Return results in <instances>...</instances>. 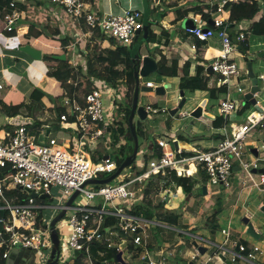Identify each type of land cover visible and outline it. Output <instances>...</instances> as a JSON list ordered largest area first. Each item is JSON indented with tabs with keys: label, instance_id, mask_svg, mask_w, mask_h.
Instances as JSON below:
<instances>
[{
	"label": "built area",
	"instance_id": "built-area-1",
	"mask_svg": "<svg viewBox=\"0 0 264 264\" xmlns=\"http://www.w3.org/2000/svg\"><path fill=\"white\" fill-rule=\"evenodd\" d=\"M46 1L53 6L61 7L64 14L83 24L89 32L108 35L124 47L130 46L137 32L142 31L144 27L142 13L131 8L118 16L98 15L89 7L86 0ZM256 1L264 19V0ZM241 3L242 0H208V6L216 8L218 13L212 20L214 27L206 26L201 16L197 14L193 17L195 29L186 30L199 43L206 44L216 39L220 46L219 55L210 60L209 67L218 77L217 81L212 82L213 88L223 86L227 88V94L219 102L218 109L228 122L222 128V138L211 151L199 148L192 150L191 155L178 157L172 149H169L170 142L160 140L158 144L162 149L163 157L151 161L148 170L141 176L126 183L107 184L97 190H88L87 186L81 189L86 182L105 178L104 175H111L117 168L111 155H105L99 161L94 160L98 158L97 152L101 146L109 150L112 144L110 128L115 120L112 112L115 109V94L112 88L106 83H99L100 86L97 83L98 90L83 97V101H79L75 96L65 98L64 104L69 112L62 115L61 124L68 132V136L71 132L76 135L74 139L63 140L62 145L58 139L51 138L45 130L37 135L33 134L31 127L34 121L30 118L22 116L10 118L0 115V249L3 247L6 249L4 258L7 259L8 251L15 248L36 251L41 258L45 256L44 251L52 247L49 226L48 224L46 226L41 211L46 208L60 210L66 204L58 208L46 205V199H52L53 188H60L68 198L77 190L81 192L67 210L68 219L62 220V225L59 226L62 233L68 231L63 253L60 239L61 253L58 261L60 264H73L75 258L79 264H99L90 253L91 246L96 242L103 244L105 233L110 236L118 235L117 232L107 230L103 225L106 216L118 218L120 230L134 237L135 246L143 245V235L159 226L154 221L129 213L133 206L131 203L138 200L130 186L143 184L153 176H165L175 172L178 177H190L194 175L193 167L197 170L201 167L213 186L228 191L233 186L234 166L238 163L245 173L246 180H242L244 186L264 194V173L254 174L253 170H258V162L246 160L248 136L255 130L264 129V107L261 106V110L252 108L241 122L232 119L240 111V100L231 98L232 90L237 85V92L242 97L245 95L241 87L240 69L232 56L238 47L230 35V27L238 22L232 19L233 8ZM11 8L13 11L4 16L6 33H12L23 19V13L14 3L11 4ZM74 37L75 41L63 48L64 52L68 50L72 56H87L88 50L82 44L86 36L76 34ZM245 37V33H240L238 42L244 44ZM8 38H20L18 30L16 35H8ZM192 48L196 49V45ZM232 79H235V83ZM74 84L77 86V82ZM146 86L154 88L151 82ZM4 89L5 85L0 82V91ZM109 91L114 94L111 95L112 114L106 107L104 97V92ZM50 108L54 109V106ZM145 110L153 114L168 113L167 109L151 106ZM69 117H72L71 121ZM75 127L77 130L74 129ZM46 136L48 141H45ZM106 156L108 159H104ZM98 198L103 200L104 205L94 202ZM108 205L111 207L110 210ZM102 227H104L103 231H101ZM222 233L226 237L224 246L230 242L231 235L229 229L223 230ZM223 246L213 258L208 260H202L201 254L196 251L192 262L210 264L214 258H220L219 251L225 250ZM237 247H239L238 252L236 250L231 252L233 264L238 261L256 264L260 257L264 256L259 246L250 247L245 243L233 242L232 248ZM118 250L121 251V246ZM103 264H111V262L107 261ZM148 264L166 263L149 260Z\"/></svg>",
	"mask_w": 264,
	"mask_h": 264
},
{
	"label": "crops",
	"instance_id": "crops-1",
	"mask_svg": "<svg viewBox=\"0 0 264 264\" xmlns=\"http://www.w3.org/2000/svg\"><path fill=\"white\" fill-rule=\"evenodd\" d=\"M18 1L23 2L27 7V10L22 12L23 13V19L19 22V24L21 22H23V20L29 22V24L32 22L36 23L35 20H37V19L36 18L34 19L32 17L31 9L29 8L30 7L29 4L32 1L34 2V0H18ZM86 1L88 2L89 7H91L93 9V11L98 15H115V16H118V15H122L123 12L129 8L134 9V10H138V11H142V12H144V9H145L144 8V0H86ZM33 2H32V7L36 8L37 10L41 8L40 4H43V3L38 2V1L34 2V3ZM47 3L50 5L49 6V9L51 12L50 15H52V20H49V25L53 26V27H58V28L62 27L60 30L62 37L63 38H65V37L69 38L71 40V44L75 41L74 36L76 34H83L86 36V38L84 39V41L82 43L85 47L87 45L86 41L88 40V43L94 44V48L96 46H99L103 50L111 48L110 46H112V45L110 43L111 41L109 40L111 38L110 36L103 35L100 32H89L83 24H80L75 20H73V21L77 25L74 24L72 20L68 19L64 15V12L61 8H59V9H61V11H62V17L64 18L63 23H62V25H60V24L56 25L55 12L52 9L54 6L52 4H50L49 2H47ZM185 3H186L185 5H187V3L192 4V7H191V5L189 7L191 10L193 7H195L197 5L201 6L202 8L208 6V0H195V1L186 0ZM148 5H149V0H148ZM161 6H162L163 12H166V13L168 12V16L166 17V19H163L162 16H159V20L157 22L158 25L156 26V28H154V31L156 32V34L158 36H159V33L161 32V29H162L161 27L167 28L168 29L167 31L171 32L170 33L171 39L169 41L168 46H164V49H165L164 53L166 54L167 58H169L170 62H172V60H174V59L178 60L179 68L174 70V77L171 78L170 80H172V81H174L175 79L178 80V82L175 83L176 88L173 89L171 99L176 100L177 103H179L178 106L180 107V105L182 104V102L184 100L181 98V96L179 94V82H180V78L183 76L184 64L186 62H191V69H190L191 75L195 74V69H196V66H198V65H202L207 69L211 63L210 60L213 57H216L219 55L220 46H219V42L216 39H213L209 43H206V44L199 43L194 38V36H192L186 30H184L183 22L187 19H193V17H195V15H197V13L190 12L187 15L185 14V16L183 17V19L181 21V25H179L181 27H179V26L176 27V24H174L172 22L173 15H171L170 12L177 9L180 5H177V2L175 0H163ZM149 9H150V7H149ZM150 11H152V10L150 9ZM39 13H42V12H39ZM151 15H152V12H150V17H151ZM199 15L200 14H198V16ZM43 17H46V19L47 18L50 19L49 16H45V13H43ZM29 24H27V25L24 24L23 26H21L17 29L19 32L20 38L9 39L7 33L4 31L5 30V23H4V21H1V19H0V82H2V83L6 82L7 84L9 83V85H11L13 87L19 86L20 78H16L13 74H11L10 71L8 70L9 68H11V69L15 68V69H18V71L25 70V71H28L30 73V75L33 71L36 74V78L33 77L32 75H31V78L35 79L36 85H39L42 82L44 73L48 72L45 63L43 62V58H42V60L35 61V60H32L24 52H21L20 48L23 46H26V45H30L35 49L41 50L43 57H44V50L45 49H51V50L56 51L57 52V54H55L56 56L57 55H66L67 60L69 59V57L71 58V60H69V63L71 64L72 67L76 68V67H79L80 65H85V61H86L85 56L86 55L72 56L71 53H69L68 51L64 52V50H63L64 47H62L61 44L54 43L53 44L54 46L49 45V43L51 42L50 39H47L44 36L40 37V33H39V36H37V37L34 36V37H31V39H28L27 34H29L30 31H35L34 28L31 29V27L28 26ZM44 24L45 23H41L39 26L43 27ZM250 27H251V21H249V19H244V20L238 21V22H236L235 25L230 27V35L232 36V39L235 41L234 43H235L236 47H238V50H240V51L242 50V46H245L246 48H248L250 39H249L248 44L244 45V44H241L238 42V36L242 32L243 33L246 32V34H247V31H249ZM252 29L253 30H250L248 32V34L250 33L249 37H250V35H251V37L252 36L253 37L260 36V39H261L260 41H261V43L264 44V41H263L264 37L260 35V32L257 29V27L254 26ZM37 31H38V29H37ZM175 32H176V34L173 35V33H175ZM114 42L117 43L115 40H114ZM193 45H196V49L192 48ZM88 46H90V45H88ZM91 48H92V46H91ZM144 50L145 49L143 46L141 49V54H142V51H144ZM51 56H53V55H51ZM144 56L150 57L154 61L155 65L157 66V69H158L157 62L147 52L146 53L144 52V54L141 55V58H143ZM141 60H143V59H141ZM233 60H234V58H233ZM41 66H42V68H41ZM141 68H142V65H141ZM156 70L152 69L151 72L153 73ZM151 72H150V74H151ZM76 73H77V71L75 70L74 74H76ZM4 74H7V75H4ZM247 74H248V71H247ZM260 76H261L260 78H264V72L261 73ZM145 77H141L140 81L142 79H145ZM243 78L244 77H242V75H241V78H240L241 83L243 82ZM2 79H4V81H2ZM14 79H15L14 82L13 81L12 82L7 81V80H14ZM150 80L151 81H149V82L154 84V88L156 86L167 85V82L164 84H157V83H155V81H153V79H150ZM55 82H57V81H55ZM147 83L148 82L144 81V83H141V86H145ZM242 84H241V87L244 89V92L246 95L250 91L251 84H249L248 86H246V85L244 86ZM100 85L101 84H99V86ZM170 85L173 86V84H170ZM260 87H261L262 91L260 94L256 95V99L258 100L257 105L259 107L263 106V103H264V83H260ZM78 90L80 91V88H78ZM180 93H181V91H180ZM233 93H234V90H232V92H231V98L235 99L236 96ZM237 94L239 95V97L236 98V100L242 99V102H241L239 113L236 116H234V118H232V119L241 122L245 119L248 112L247 113L242 112V109L246 104V101L244 99L245 95L242 97V95L239 94L238 92H237ZM165 95L166 96L168 95L167 90H166ZM222 99H224V97ZM0 100H5L3 98V96L1 97V94H0ZM5 101H7V100H5ZM24 101H26V100H24ZM42 101L44 102V104H46V106H49V107L55 106L54 103L47 101V99L45 97L42 99ZM192 101L194 102V107L192 108V110L190 112L195 111L204 101L207 102L206 106H205L206 109L210 105L213 106V108H214L213 102H216V101L211 100L207 93H205L204 97H202L200 99H198V97L193 98ZM20 102H22V101H20ZM11 103H13V102H11ZM17 103H19V102H17ZM185 103H186V101H185ZM185 103H184V105H185ZM110 105H106L108 110L110 108ZM139 106H143L144 108H147L148 106L153 107L152 105H149V104H147V105L144 104V105H139ZM178 106H177V104H175L172 107V109L175 110V109H177ZM156 108L158 109V107H156ZM218 108H219V102H218ZM252 108H255V107L252 106ZM206 109H204V112H206ZM190 112H183L182 117L187 119V117L191 116ZM206 113H208L210 116L214 117L213 120L208 119V120H211V125L209 126V128L211 130L219 132L218 134H215L213 137L215 142L211 141L207 147H200V146L195 145L194 140H196L195 139L196 137H199V133H198L199 128L196 127L194 125V123H192L193 127H191L187 131L190 134L189 137L185 134V132L184 133H178V134L170 133L171 134L170 137L173 138L174 140L177 139V142H178V151L175 150V146H173L174 144L171 145V143H170L169 149H172L174 154H176L177 156H187V154H191L192 150H194V149L201 148V149H204L207 151H211L217 146V144L220 140L218 136L221 135V138H222L223 133H222V128L216 129L213 127V121L216 119L217 116H222V115L220 113H219V115H214L211 112H206ZM147 114H148L147 119L144 121H141L140 117L137 115L135 117V118H137V120H135V122L149 121V126L145 128L146 129L145 135H148V139L143 141V142H145L144 151L142 152V154L138 153V157H137V160L139 158V161H138L139 166H144L145 156H152L154 154L155 149H157L156 142L163 140V139H161V137L159 139H157V141L155 143L150 140V137H149L150 131L149 130L153 128V122L152 121L154 120L151 117H154L155 115H159V114H153V113H147ZM184 116H186V117H184ZM200 119H202L200 121L202 123L205 121L204 118H200ZM258 131L255 130L254 132H252L248 136V139H247V146L251 147V150L247 153V155H249V157H247L249 162H258L259 163V161H261V159H263V161H264V129L258 130ZM151 135L153 136V134H151ZM216 135H218V136H216ZM49 136H51V138H56V137L52 136V132H50V130H49ZM139 143H140V140H139ZM253 149L257 150L258 157L255 156ZM252 159H253V161H250ZM263 170H264V166L261 167L259 165L258 170H255V171L258 174H260V173H262ZM193 172H194V175H192L190 177H194L195 179H198L199 183L194 188L192 194H190L186 197L187 204L183 208L184 209V218H185L183 221L184 222H188V220L193 221V223H195V224H194V226L190 227L192 229H194V228L198 229L196 227H201V225H203V227H204V224L206 223L204 228H206V229L209 228L211 230V235L213 238L214 234H215L214 230L216 229V226L211 227V225L208 223V220L217 212V210L219 209L218 208L219 205H221V202L224 200V197H228L229 198L228 201L230 202L229 205H233V206H235V204L233 202V198L235 200H238V202H239L242 200V197H243L244 200L242 201V204L238 206V209L244 208L247 205L246 204V202H247L246 198L247 197L245 198L243 193L246 190H248L249 188H246L243 184V181H242V180H246L245 179V173L241 169V167L238 165V163H236L234 166L233 186L230 190L225 191L222 188L211 190L209 188V185L202 180L203 179L202 173H204L205 176H207V175L204 171H202L201 167H198V170L193 167ZM253 173L256 174L254 172V170H253ZM169 175L170 174H167L165 176L159 175L160 177L159 176H153V177H157V179L164 177V180L158 181V180H155V178L151 177L149 180H146L143 183V184L146 183L147 185L152 184V186H154V187H156V186L159 187L160 199H165V202H166L165 209L162 210V212H168V213L173 212L172 211L173 209H171L169 211V209H167L168 208L167 203L170 201L172 202V198L174 195L173 192H175V194H177V191L175 190L176 188H175L174 183L171 185H168V187H167V189H169V191H170L169 193L171 195L168 196L164 192L165 190H167L166 184L169 182L168 180L166 181L165 179ZM143 184H141V185H143ZM134 185H136V184H134ZM205 185L207 186L206 195L204 193L203 194L200 193V191L203 190ZM141 189H142V187H141ZM144 192H146L145 187H144V190L142 192H140L141 196L137 197L138 200H139V198H141V200H139V202L141 201V203H142L143 199H146V197L143 195ZM238 193L241 196L238 195ZM203 196H207V197H203ZM212 196L216 197V198H211ZM149 198H153V195L152 196L150 195ZM135 203H137V201L136 202L134 201V203H132V204H135ZM262 203H263L262 201H258V203H257V208L260 210L262 207ZM109 208H111V207H109ZM233 213L234 212H232V214ZM244 215L249 217L250 219L253 217V215L249 211H247V213ZM143 219H145V218H143ZM205 220H206V222H205ZM151 221H153V220H151ZM154 222H156V221H154ZM156 223L160 227L168 228V227H165L161 223H158V222H156ZM168 229H170V228H168ZM229 229H230V223H229ZM57 230H58V227H57ZM154 230L155 229H150L149 231H154ZM223 230H226V229L225 228L222 229V232H223ZM256 231L258 232V234H260L261 238H263L262 233L258 229H256ZM180 232L184 233L182 231H180ZM222 235H224V234L222 233ZM160 237L161 238L159 239L158 242H156V241L154 242L153 240L149 243L144 242V248L142 247L143 245L134 246L133 251H128L127 248H125L124 246H122L120 244L121 252H123V260L126 262V260L124 258L125 252H129V254L131 256H132V254H135L134 257H137L138 254L140 255L141 251L143 250L145 253H143L144 255L142 256V258H143L142 262L139 264H142L145 258H149V260L161 261V262H164L166 264H176L177 262H181L183 264H187V263L188 264L189 263L194 264V262H192V257L195 254H192L189 261H188L189 255H183L182 256L183 258L181 260H179L180 251L179 252L176 251L175 248L179 247L180 245H184L183 242L180 241L178 243L173 244V238H171L170 236H168V238H166L165 235L160 236ZM195 238L198 239L199 237L195 236ZM152 239H154V238H152ZM162 239L166 242L161 243ZM199 239H201L203 242H205L209 245H213L214 247L217 248V251L220 247L223 246V245H218L219 247L216 246L214 244L213 239L211 241L205 240L202 238H199ZM231 240H232V238H231ZM233 242H238V241H235V240L231 241L230 247H227L226 245L223 246V247H225L224 248L225 250L219 251L220 258L219 259L214 258V259H216L215 264H233L232 263L233 257L231 255V252L236 250V248H234V249L232 248ZM193 243H192V247H189L192 250L195 249ZM239 243L244 244L245 242L241 241ZM245 244H247V243H245ZM200 246L201 245H199V247ZM201 247H203V246H201ZM203 248H205V247H203ZM196 251H198V250L195 249V252ZM11 255H12V257H11ZM11 255L9 256V258H7V263L16 264L20 253L19 252L14 253V254L11 253ZM181 255H182V252H181ZM48 259H49V256L42 258V260H43L42 263H41L40 259H36L34 264H46ZM184 259H186V261ZM211 262H210V264H211ZM263 262H264V256L261 257L260 260H258V262L256 264H262ZM234 264H245V263H243L242 261H238L237 263H234Z\"/></svg>",
	"mask_w": 264,
	"mask_h": 264
},
{
	"label": "trees",
	"instance_id": "trees-1",
	"mask_svg": "<svg viewBox=\"0 0 264 264\" xmlns=\"http://www.w3.org/2000/svg\"><path fill=\"white\" fill-rule=\"evenodd\" d=\"M156 2L155 0H153ZM162 1L160 0L159 3H156L155 7L152 8V11H155L157 14V18L155 19L154 15H151L150 19L152 20L150 22L149 26V41L147 43V46H152L156 52L151 53L149 52L150 56L157 62L158 69L155 71L158 74V79L155 80V83L164 84L167 82V80H170L174 77V70L179 68L178 60H172V62L169 61V58H167L166 54L164 53V46H168L169 41L171 39V32L167 31V28L161 27V32L159 33V36L154 31V28L158 25V17L162 16L163 19H166L168 16V12H163L162 10ZM177 2V5H180L177 9L170 12L171 15H173L172 22L176 24V27L181 25V21L185 14H189L190 12H194L197 14H200L202 21L206 26L213 27L211 25L212 20H214L215 16L218 14L217 9L206 6L204 8L200 7L199 5L192 8V10L189 8L190 5L192 7V4L187 3L185 5L186 0H175ZM195 1V0H194ZM14 3L16 8L20 11H26L27 7L26 5L18 0H0V19L1 21H4L5 13L12 12L13 9L11 8V4ZM151 11V12H152ZM262 10L256 0H242V3L240 5H236L233 8L232 11V19L235 21H241L244 19H249L251 21V27L249 30H253L252 28L254 26L257 27V29L260 32V35L264 37V19L262 17ZM23 23V24H22ZM257 23V24H256ZM29 24V22L23 20L19 25L16 26V29L12 33H7L9 36H14L17 33V29L23 25ZM40 24L37 23H30L28 26L31 27V29H38L40 31V37L44 36L47 39H50V41H53V43L61 44L62 47L66 48L71 44V40L69 38H63L61 31L58 27L50 26L49 24H44L43 27L39 26ZM104 35V34H103ZM37 35L34 34V31H30L29 34H27L28 39H31V37H34ZM232 37V36H231ZM164 39V40H163ZM111 42L109 49H101L99 46H96L94 49H89V46H86L85 48L88 51V55L85 56V65H80L79 67H72L69 63V60L66 61H60L55 58H53L50 55L44 56L43 61L48 64L52 61L57 63V67L53 71H48L47 75L50 79H53L54 81H57L62 85L64 89H67V87H71L68 95L72 96L73 93H75V97L80 100V97L78 93H80L83 97L86 95L98 90V84L103 82L106 83L110 88L118 90L120 92V87L123 86L122 91V100L117 104H115L116 113L118 112L119 118L117 120H114V124L111 126L110 130L112 131V144L110 146V149L108 150L104 146H101L99 148V156L98 158L94 159L95 161H99L102 159L105 155H111V157L114 159L116 163V169L113 173L116 172V170L121 166V164L124 162V160L131 156L133 153L134 148V138L130 130L129 126V116L132 108V102H133V96H134V90H135V65L132 61L131 56V50L135 44H132L130 47H124L119 45L118 43H115L112 37L109 39ZM167 40V41H166ZM117 42V41H116ZM233 42H235L233 40ZM249 42V34L247 32L245 37V44H248ZM244 44V45H245ZM145 46V45H144ZM245 46H242V49H245ZM191 69V62H186L183 66V76L180 78L179 82V90L186 92H205L208 94L209 98L213 101L220 102L223 97L227 94V88L225 86L220 88H213L212 82L217 81L218 77L216 75H209L207 74V69L202 66L198 65L195 69V74H190ZM75 70L77 71L76 74H74ZM19 73H26L25 70L18 71ZM149 75L145 77V82L151 81L149 78ZM215 77V78H214ZM73 79L77 82V86L74 87L75 84H69ZM81 80V81H80ZM98 83V84H97ZM73 85V86H72ZM80 88V91L78 90ZM68 90V89H67ZM3 91V90H2ZM1 92V91H0ZM141 94V93H140ZM45 97L44 93H42L40 90H34L33 93L30 96V99L28 101H22L19 103H8L5 100H0V115L8 116L10 118L16 117V116H22L25 118H30L34 121L33 127H31L32 133L37 135L40 131L45 130V132H52V128L55 127L57 124L60 126L61 117L62 115H66L68 112L66 111V107H61L55 103L54 109H53V120L50 121L47 120H41L39 113H42V111L45 109V105L42 102V99ZM73 97V96H72ZM156 105H153V108ZM252 109V106L250 103L246 102L245 106L242 109V112L247 113L249 110ZM243 115V114H242ZM69 120H72V117H69ZM57 123V124H56ZM136 123V131L137 135L140 140V146H141V140L148 139V135H145L146 133V127L148 126V121L146 122H135ZM51 124L52 126H48ZM227 124V120L224 119L223 116H217L216 119L213 121V127L216 129L223 128ZM47 127V130L45 129ZM218 136V135H216ZM219 139H221V135L218 136ZM156 142V141H155ZM159 141L156 142L155 152L152 156H145V162L150 164V162L154 160H159L163 157V152L161 148L159 147ZM158 144V145H157ZM191 155V154H187ZM182 157V156H178ZM149 164H146V168H148ZM146 171H144L142 174H144ZM112 173V174H113ZM111 174V175H112ZM111 175H105L107 177H110ZM203 175V181L207 183V179ZM141 176V175H139ZM137 176V177H139ZM160 177V176H159ZM168 177V178H167ZM166 177V181L169 182L166 184V187L168 185H171L174 183V185H177L179 188L182 189L184 194L186 196L192 194L194 188L199 183L198 179H195L194 177H178L175 172H172L169 176ZM208 178V177H207ZM155 180H164V177H161L157 179L155 177ZM130 180L127 178L126 181L122 183L129 182ZM201 194H203V190L200 191ZM13 194V193H11ZM146 199H143L142 203L137 204L133 206L129 213L140 218H145L147 220H153L158 223L163 224L164 226L174 229L172 227H179L182 222L181 215L177 214L176 212H162V210L165 209V199H163L160 202H156L155 198L156 196L160 195L159 187L152 186V184L148 185V188L146 189V192L143 194ZM153 195V198H149V196ZM221 211L217 210V212L208 220V223L212 226L217 227V217ZM105 228L107 230H114V232H117V236L114 235L113 237H117L120 240L127 241V250L133 251L134 249V237L123 233L119 228V219L112 217V216H106L105 221L103 223ZM161 227L155 228L154 231L155 234H159V229ZM215 231V230H214ZM179 233L180 231L177 230ZM181 234V232H180ZM105 233V242L103 244H100L99 242L94 243L91 246V255L94 257V259L98 263H105L107 261L113 263V264H119L117 261V256L119 253V247L120 244H113L111 241V238H109ZM107 236V237H106ZM161 238V237H160ZM163 239L161 240V243H164ZM112 243V245H111ZM111 245V246H109ZM189 247H192L191 243H188ZM6 252V249L3 247L0 249V264H7L6 258H4V254ZM60 264V263H57ZM73 264H79L76 261V258L73 262Z\"/></svg>",
	"mask_w": 264,
	"mask_h": 264
},
{
	"label": "rangeland",
	"instance_id": "rangeland-1",
	"mask_svg": "<svg viewBox=\"0 0 264 264\" xmlns=\"http://www.w3.org/2000/svg\"><path fill=\"white\" fill-rule=\"evenodd\" d=\"M37 1L43 3V4H40L41 8L38 10L36 8L32 7L33 1L29 4V6H30L29 8L31 9L32 17L34 19L35 18L37 19V20H35V22L37 24H41V23L49 24V20H52V15H50L51 12L49 9L50 5L47 3L46 0H36V1L34 0V2H37ZM191 1H194V0H191ZM156 3L157 2H154L153 0H149V7L151 10H152V8L155 7ZM59 8H61V7L54 6L52 8L53 11L55 12L56 25H58V24L62 25L63 19H64L62 17V11ZM39 12H42V13H39ZM140 12L142 13V22H143L144 21V12H142V11H140ZM43 13H45V16H49L50 19H48V18L46 19V17H43ZM64 15L68 19L73 21L72 17H70L66 13ZM152 15H154L155 19L157 18V14L155 13V11H152ZM158 19H159V17H158ZM149 21L150 22L152 21L150 19V14H149ZM73 23L76 24L74 21H73ZM179 27H181V26H179ZM61 28L62 27H60L59 30H61ZM249 31H247V32H249ZM39 33H40L39 30L37 31L35 29L34 34L39 36ZM175 34H176V32L173 33V35H175ZM245 36H246V32H245ZM249 39H250V42H249L248 48L242 49L241 51L237 50V48H236V50L234 51L232 56H233L236 64L239 66L240 73H241L242 77H245L247 75V64L250 62L253 64V70H254L255 74L258 77H261L260 74L264 72V44L261 43L260 36H256V37L252 36L251 37V35H250ZM115 41H117V40L115 39ZM50 43H49V45L54 44L53 41H51ZM86 43H87L86 46L90 45L89 49L91 52V50L94 49V44L88 43V40L86 41ZM117 43L120 45V43L118 41H117ZM147 43L144 44L145 46L143 45L145 50L142 51V54H144V52L145 53L147 52L148 54H150L149 52H151V53L156 52L152 46H150V45L147 46ZM132 44H135V42L133 41ZM91 46H92V48H91ZM130 46H128V47H130ZM134 46H133V48H134ZM66 51H68V50H66ZM131 52H132V50H131ZM55 54H57V52L54 50H51V49H45L44 50V56H47V55L51 56V55H55ZM68 60H71V58L69 57ZM45 65H46V68L48 71H50V70L53 71L57 67V63L54 61H52L48 64L45 63ZM41 68H42V66H41ZM8 70L16 78H20L19 86H17V87H13V86L9 85V83L7 84L6 82H3L6 89L4 91H1L0 94H1V97L3 96V98L5 100H7L8 103H11V102L17 103V102L24 101V100L28 101L34 90H40L42 93H44L47 101L54 103L53 102V100H54L55 103L61 107L62 106L65 107L64 106L65 98L75 96V93H73L72 96L68 95L71 87H67L68 90L64 89L62 87V85H60L59 82H55L53 79H50L48 77L47 73H44L42 82L39 85H36L35 79L31 78V75L36 78L35 72L32 71V73L30 75V73L28 71H26V73H24V75H23L22 73L18 72V69L9 68ZM4 75H7V74H4ZM158 77L159 76H158L157 72H153L149 75L148 78L153 79V81H155L158 79ZM74 80L75 79L72 80L73 84L75 83ZM143 80L145 81V79H142L141 83H144ZM2 81H4V79H2ZM7 81L8 82H12V81L14 82L15 79L14 80H7ZM177 82H178L177 79H175L174 81H172V80L168 81L167 80V84H173L171 89H167V91H168L167 96L166 95L165 96H157L155 93L140 92L141 94H140L139 105H144V104L145 105L149 104L152 106L156 105L155 107L168 110V113H160L159 115H155L154 117H151L154 120L152 121L153 122V128H152L153 130L152 129L149 130L150 131V135H149L150 140L155 143V141H157V139H159L161 137V139H163L167 142H170L171 145H173L174 142L177 141V139L174 140L173 138H171L170 133L178 134V133H184L185 132V134L189 137L190 134L187 131L191 127H193L192 123H194V125L199 128V132H198L199 137H196L195 138L196 140H194L195 145L200 146V147H207L211 141L215 142L213 137L215 134L219 133V132L211 130L209 128V126L211 125V120L204 118L205 121L202 123V122H200L202 119H196V118H193L192 116L187 117V119L182 117L183 112H190L192 110V108L194 107V102L192 101V99L197 98V97H198V99H200V98L204 97L205 93L204 92H189V91L186 92L185 96H184L186 103L182 108H180L178 106L179 103H177L176 100L171 99L173 89L176 88L175 83H177ZM232 82L235 83V79H232ZM242 83L241 84L244 86L245 85L248 86L249 84H251L250 80L243 81ZM262 83H264V82H262ZM157 84H159V83H157ZM74 87H75V85H74ZM119 89H120V92L118 90L113 89L114 94H115L114 104H116V103L118 104L122 100L121 94L123 91V86H121ZM233 90H234L233 94L236 96V98H238L239 95L237 94V85L235 86V89H233ZM104 93H105V96H104L105 97V104L110 105L112 103L111 102L112 92L109 91V92H104ZM114 94L112 96H114ZM179 94H180V90H179ZM78 95H79L81 101H83V96L80 93H78ZM241 102H242V99H240L239 108L241 106ZM175 104H177V106H178L177 107L178 111L176 112L175 115H172V111H173L172 107ZM44 105H45V109L42 111V113L38 114L41 117L40 119L41 120L49 119L50 121H54L53 120V109L50 108L49 106H46V104H44ZM213 105H214V108H213V106L210 105L207 107V109H206V107H204V109H206V112H211L214 115H219L218 102H213ZM263 106H264V103H263ZM114 107H115V105H114ZM109 109H110L109 110V113H110L111 112V106ZM66 111L69 112V109L66 108ZM112 112H113V116L115 117V120H117L119 118L118 112L116 113V109H114V111H112ZM112 112H111V114H112ZM192 112H190V113H192ZM184 117H186V116H184ZM135 120H137V118H135ZM48 126H52V125L49 124ZM48 126H45L46 130H47ZM148 126H149V121H148ZM50 128H52L51 129L52 130V136L56 137V139H58V141L60 142V145L63 144V140L74 139V137L76 135L75 133L71 132V134L68 136V132L65 129H63V125L61 124V122H60V126H59V124H57V126L50 127ZM74 129L77 130L76 127ZM222 133H223V131H222ZM151 134H153V136ZM45 141H48V136L45 137ZM143 141L144 140H141V146L139 148V153H141V154L145 148V142H143ZM67 150L70 152L69 149H67ZM250 150H251V147L247 146V153ZM97 153H98L97 155L99 156L100 155L99 151ZM247 157H249V155L246 156V159L248 160ZM138 161H139V158H138V160L135 161V163L131 167L127 168L121 174V176L118 177L116 180H114L112 183L117 185V184H120V183L126 181L127 178L131 181V180L135 179L137 176L142 175V173L144 171H147L148 168H146V164H149V162L148 163L145 162L144 166H139ZM250 161H253V159ZM258 165H260L261 167L264 166L263 159H261V161H259ZM105 177H107V176H105ZM207 177H206V179H207V184L209 185V188L211 190L218 189L219 187L213 186L211 184L210 178L209 177L207 178ZM152 178H155V177H152ZM101 186H104V185H93V186L91 185V186H87V189L88 190H97ZM141 187H142V189H141ZM144 187H145V189H147L148 185L146 183L143 185L136 184V185H132L130 187V189L134 193L135 197H140L141 196L140 192H142L144 190ZM175 188H176L175 190L177 191V194H175V192H173L174 195L172 198V202L170 201L167 203V206H168L167 209H169V211L171 209H173L172 211L181 215L182 219L184 220L185 218H184V209L183 208L187 204V200H186L187 196L184 194L182 189H180L177 185H175ZM166 189H167V187H166ZM164 192L168 196L171 195L169 193L170 192L169 189L165 190ZM243 194H244L245 198L247 197L246 198V200H247L246 204L247 205L244 208L238 209V206L241 205L242 201L244 200L243 197H242V200L239 202H238V200H235L233 198V202H234L235 206L229 205L230 202L228 201L229 200L228 197H224V200L221 202V205H219L218 210H220L221 212L219 213V215L217 217V227L215 229V234H214V244L216 246L224 244L226 237H225V235H222V229L225 228L226 230H228L229 229V223H230V229H229L230 235H231L230 238H232V240L230 239V242L233 240L238 241V242L242 241V242L247 243L250 247H253L256 245V246H259L264 253V240L263 241L255 240L252 236L247 234V227L242 223V219L245 217L244 214H246L247 211L251 212V214L253 215V217L251 218V223L253 224V226L256 229H258L262 233V237L264 238V213L260 209L257 208L258 201L263 202L264 194L259 193L256 190L252 191L250 189L246 190ZM238 195H240V194L238 193ZM203 197H207V196H203ZM154 198H155L156 202H160L163 200V199H160V195H158ZM211 198H216V197L212 196ZM68 199H69L68 197L64 196V194L60 188H53L52 199H46V205L49 207L58 208L60 206H63L67 202ZM139 200H141V198H139ZM139 200H137L138 204L141 203V201L139 202ZM40 201H41V199H40ZM94 202L101 204V205L103 204V200H101L99 198L96 199ZM137 203L133 204V206L137 205ZM109 207H110V205H108V210H110ZM60 212H61V210L53 209V208L43 209L41 211V213L43 215L45 224L46 225L48 224V226L50 227L51 223L58 216V214ZM232 212H234V213L232 214ZM67 215H68V212L66 213V215L64 216V218L62 220H67L68 219ZM183 220H182L181 225L179 227H177V228L172 227L174 229H171V228L168 229V228L161 227L159 229V234H157V235L155 234L156 231H149L146 235H143L144 242L149 243L152 240L154 242L155 241L158 242L160 239V236L165 235L166 238H168V236H170L171 238H173V244L178 243L180 241L183 242V244H184V245H180L179 247L175 248L176 251H178V252L180 251L179 260H181L183 258L182 257L183 255H189V258H188V261H189L192 254H195L196 252H195V249L192 250L191 248H189L188 243L192 244L194 241H196L199 245L208 249L207 253L204 256H202L201 259L202 260H208L210 258H213L214 254L217 252V248L214 247L213 245H209V244L203 242L201 239H199V238H202V239L209 240V241L212 240L211 230L209 228L208 229L204 228L206 223L204 224V227H203V225H201V227H196L198 229H195V228L192 229L190 227L194 226L195 223H193V221H189V220H188V222H184ZM205 222H206V220H205ZM61 225H62L61 222L57 224L58 229H59V226H61ZM177 230L182 231L184 233L180 234L177 232ZM60 232H61L60 233L61 249H62V253H63L64 246L66 243V239L68 238V231L65 230L62 233V231L60 230ZM107 236L109 238H111V241L113 242V244H115V243L121 244L122 246H124L126 248V246H127L126 240L122 241L117 237H113L110 235H107ZM195 236L199 237V238L196 239ZM152 238H154L155 240ZM230 242L226 243L225 245L227 247H230L231 246ZM142 247L144 248V243H143ZM51 250H52V247L50 249H46L44 251V254H45L44 257H48V256L50 257ZM18 252L20 253V255L18 257L16 264H34L36 259H40L41 263H42L44 260V259L42 260V258H44V257L40 258L37 255L36 251L27 250L24 248H15V249L8 251V258L11 255V253L14 254V253H18ZM181 252H182V255H181ZM143 253H145V252L142 250L140 255L138 254L137 257H134L135 254H132V256H131L129 254V252H125L124 258H125L127 264H139L142 262V259H143L142 256L144 255ZM11 257H12V255H11ZM261 257H263V256H261ZM184 260L186 261V259H184ZM215 262H216V259H213L211 264H215ZM7 264H9V263H7Z\"/></svg>",
	"mask_w": 264,
	"mask_h": 264
},
{
	"label": "water",
	"instance_id": "water-1",
	"mask_svg": "<svg viewBox=\"0 0 264 264\" xmlns=\"http://www.w3.org/2000/svg\"><path fill=\"white\" fill-rule=\"evenodd\" d=\"M157 3L159 0H155ZM144 27L142 31H138L137 35L134 39L135 46L132 49L131 56H132V61L135 65V72H134V77H135V90H134V96H133V102H132V108L130 112V116L128 119L129 126L131 133L134 138V148H133V153L131 156H128L124 162L121 164V166L116 170L114 174H112L108 178H99V179H93L88 182H86L84 185L81 186V189H84L86 186H93V185H107L112 183L114 180H116L118 177L121 176V174L129 167H131L135 161L137 160L138 153H139V148H140V143H139V137L137 135L136 131V123H135V117L136 115L140 117L141 121H144L147 119V112L143 106H139V100H140V92H149V93H155L157 96H165L166 90L171 89L172 86L170 84L163 85V86H156L155 88L148 87V86H141V77L148 76L152 69L156 70L157 66L155 65L154 61L148 57L144 56L141 58V49L145 43L149 41V35H150V21H149V14H150V9L148 5V0H144ZM211 25L214 27L213 21L211 22ZM196 25L194 23L193 19H187L183 22V28L184 30L188 29H195ZM21 52H24L27 54L32 60H42V51L33 48L30 45H26L20 48ZM53 58L60 60V61H66L67 57L66 55H53ZM143 59V60H141ZM142 65V68H141ZM152 68V69H151ZM247 71L248 74L243 78V81L245 80H250L251 82V88L250 91L244 96V99L246 102L250 103L251 106L255 107L256 109H260V107L257 105V99L256 95L261 93V87L260 83L264 82V78L258 77L255 72L253 71V64L250 62L247 64ZM155 72V71H154ZM152 73V72H151ZM207 74L209 75H214L211 67L207 68ZM180 96L182 99H184L185 92L181 91ZM185 99L183 100L182 104L180 105V108L183 107L185 103ZM206 101L202 102V104L191 113V116L196 119L200 118H205V119H211L213 120L214 117L210 116L208 113L204 112V107L206 106ZM261 110V109H260ZM178 109H175L172 111V115H175ZM49 134V130L47 132ZM175 150L178 151V142L175 141L174 143ZM253 152L256 157H258V152L256 149H253ZM104 159H108V156H106ZM255 173H257L254 170ZM264 173V170L262 171ZM203 193L206 195L207 193V186L205 185L203 188ZM81 194L80 190H77L66 202L65 206L61 208V212L58 214V216L53 220L51 223L49 230H50V237H51V242H52V250H51V255L49 259L47 260L46 264H57L60 258V238L57 230V224L61 222V220L64 218V216L67 213L68 208L72 206L74 203L75 199ZM37 197V196H35ZM44 198H49V196H44ZM261 211L264 213V199L261 207ZM242 223L247 227V234L252 236L255 240L263 241L264 239L261 238L260 234L256 231L254 228L253 224L251 223V219L247 216H245L242 219ZM47 226V225H46ZM104 227H102L101 231H103ZM214 240V237L212 238ZM194 248L199 251L201 256H204L207 253V248L199 247L197 242L195 241L193 243ZM236 251H239V247L236 248ZM117 261L119 264H127L123 260V252H119L117 256ZM149 258H145L142 264H148ZM101 264V263H99ZM192 264V263H189Z\"/></svg>",
	"mask_w": 264,
	"mask_h": 264
},
{
	"label": "clouds",
	"instance_id": "clouds-1",
	"mask_svg": "<svg viewBox=\"0 0 264 264\" xmlns=\"http://www.w3.org/2000/svg\"><path fill=\"white\" fill-rule=\"evenodd\" d=\"M245 44V43H244ZM114 174V173H113ZM105 178H108V177H105ZM110 184H113V183H110Z\"/></svg>",
	"mask_w": 264,
	"mask_h": 264
}]
</instances>
